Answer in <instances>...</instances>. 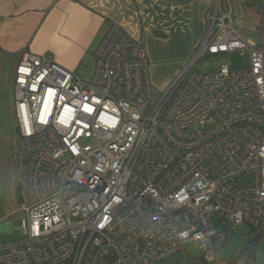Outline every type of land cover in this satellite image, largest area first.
<instances>
[{
	"label": "built area",
	"instance_id": "1",
	"mask_svg": "<svg viewBox=\"0 0 264 264\" xmlns=\"http://www.w3.org/2000/svg\"><path fill=\"white\" fill-rule=\"evenodd\" d=\"M220 1L156 100L143 42L114 24L89 78L48 53L23 55L12 85L21 237L0 243V264H159L188 243L199 255L177 264H227L229 227L264 235V46ZM237 52L241 68L193 71Z\"/></svg>",
	"mask_w": 264,
	"mask_h": 264
},
{
	"label": "crops",
	"instance_id": "2",
	"mask_svg": "<svg viewBox=\"0 0 264 264\" xmlns=\"http://www.w3.org/2000/svg\"><path fill=\"white\" fill-rule=\"evenodd\" d=\"M227 1L232 15L237 10L244 15L253 13L257 16L254 9L244 13V0H221L222 10L226 9ZM214 2L215 0H0V49L7 54L22 53L21 60L25 53H48L59 66L78 76L79 67L89 57L94 59V51L104 28L114 24L131 38L143 42L148 60V75L150 71L151 78L155 81L156 69L150 54L166 51L184 53L189 59L193 57L204 40L207 29L205 17L213 10ZM246 41L255 46H264V42L256 45L249 39ZM4 57L12 60L6 55H0V60ZM18 64H15L14 72ZM13 80L12 77L11 88ZM19 195L20 191L18 205ZM17 210L19 212V207ZM18 221L14 211L0 213V243L18 240L14 235L18 229ZM263 236L256 247L264 244ZM255 253L256 248L253 260L248 264H262L258 260L259 255L257 257Z\"/></svg>",
	"mask_w": 264,
	"mask_h": 264
},
{
	"label": "rangeland",
	"instance_id": "3",
	"mask_svg": "<svg viewBox=\"0 0 264 264\" xmlns=\"http://www.w3.org/2000/svg\"><path fill=\"white\" fill-rule=\"evenodd\" d=\"M233 24L235 28L242 32L246 40L252 41L256 45L264 42V33L258 29V16L253 13L244 15L237 10L233 13ZM160 52V51H159ZM151 53L150 57L156 69L155 81L151 78L149 71V82L152 89V98L158 99L166 92L176 81L183 70L188 66L192 57L189 59L184 53H172L161 51V53ZM193 56V55H192ZM247 64V57L239 52L232 54H221L207 56L200 59L195 65L193 71L198 74H208L216 71L221 66H227L230 69H237ZM15 61L8 57L1 58L0 62V213L14 211L18 219L21 218V212H16L19 207L17 197L21 182V162L18 155L19 134L17 121L14 113L13 92L11 88V79L14 73ZM94 68V59L89 57L78 69L77 75L80 78H89ZM18 211V210H17ZM19 228L14 232L15 239L21 235ZM249 226L242 228L229 227L228 239L221 249V257L224 262L230 264L235 256L240 254L245 245L246 236L251 235ZM264 239V236L262 240ZM259 262L264 264V244L256 247V253ZM195 258L199 251L195 244L188 243L182 248V252L163 260L159 264H177L183 256ZM247 257V253H246ZM262 261H261V260ZM238 264H242L238 261Z\"/></svg>",
	"mask_w": 264,
	"mask_h": 264
},
{
	"label": "trees",
	"instance_id": "4",
	"mask_svg": "<svg viewBox=\"0 0 264 264\" xmlns=\"http://www.w3.org/2000/svg\"><path fill=\"white\" fill-rule=\"evenodd\" d=\"M243 9H244V13H246L250 9H254L256 11L257 16L259 17L257 19L258 20V26L257 27L259 30L264 31V1L261 2L260 0H244L243 1ZM0 55L9 56L10 58H12V60L14 59L15 64H18L19 61L21 60L20 58L22 56V53L7 54V53H4L3 51H1V49H0ZM0 62H1V60H0ZM14 73H13V75H15ZM13 79H14V76H13ZM253 235H254V233L252 232V235L246 236V242H245V245L242 247L240 254L238 256H235V258L233 259L234 261H232L230 264H238L239 260L241 261L242 264H244L247 260L248 261L253 260L256 245L262 236V235H260L258 238H254ZM227 239H226V241H227ZM226 241H225V243H226ZM254 243H256L255 247L252 250L251 254H249ZM246 253H247V257H246ZM248 261L246 264L249 263Z\"/></svg>",
	"mask_w": 264,
	"mask_h": 264
}]
</instances>
